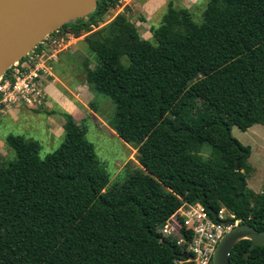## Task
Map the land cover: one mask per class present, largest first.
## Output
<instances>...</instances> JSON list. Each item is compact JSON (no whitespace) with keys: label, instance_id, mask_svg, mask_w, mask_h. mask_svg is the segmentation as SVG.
I'll use <instances>...</instances> for the list:
<instances>
[{"label":"trees","instance_id":"16d2710c","mask_svg":"<svg viewBox=\"0 0 264 264\" xmlns=\"http://www.w3.org/2000/svg\"><path fill=\"white\" fill-rule=\"evenodd\" d=\"M118 2L97 0L57 31L84 35L97 61L84 65L85 84L112 105L106 125L135 148L136 166L109 183L67 112L43 158L37 141L7 134L0 264H192L189 236L177 245L159 233L184 203L264 230V175L259 193L246 188L249 148L230 134L264 125V0H206L199 23L168 4L152 43L123 13L104 19ZM248 246L236 242L229 264H264V246L243 258Z\"/></svg>","mask_w":264,"mask_h":264},{"label":"rangeland","instance_id":"374dc122","mask_svg":"<svg viewBox=\"0 0 264 264\" xmlns=\"http://www.w3.org/2000/svg\"><path fill=\"white\" fill-rule=\"evenodd\" d=\"M169 1L166 3V6L171 4L174 8H181L179 0H177V4H175L176 0ZM205 3L206 0H192V4L189 5L188 10L195 23L201 21V13L205 7ZM122 4L123 1L119 0L117 6L114 9H110L104 16V19L109 21L118 14ZM165 10L160 14V18ZM158 23L154 24V27ZM92 30H95V28H92ZM83 36L73 40L69 34L57 31L52 36L45 38L41 44L43 50L49 55H54L52 57L54 61L48 63L52 69V78L49 80L48 77L47 81L53 83L57 90L76 105V117L74 121L84 129V138L91 145L95 159L107 175L108 182L116 183L129 169L136 166V151L134 147L123 143L107 127L106 121L112 111L110 102L91 93L85 84L84 65L92 68L96 66L97 61L93 54L84 48ZM51 41H55L53 46H50ZM149 42L152 43L150 38ZM82 48H84V51H82ZM19 109L34 113V116L38 120V128H24L23 126L26 123L21 126L20 124L12 123V121H6L0 129V142L2 143L0 144V164L14 160V154L5 147L3 141V135L5 134L19 135L26 139L37 141L40 145L39 158H43L46 154L54 151L62 141V134L52 137L54 135L49 136L46 133L45 114L52 113L59 118L57 127L54 126L53 128L55 134H58L56 130H58V126L60 125L62 119L60 114L63 111L57 105H52L51 108L43 106L36 110H28L22 107ZM4 112L5 110L1 108L0 114ZM230 134L241 145L249 148V156L246 162L250 167V172L246 178V188L254 193H259L263 186L264 175V125H253L244 132L232 126L230 127ZM208 152V149L204 148L202 156L206 157Z\"/></svg>","mask_w":264,"mask_h":264},{"label":"built area","instance_id":"2783aa9c","mask_svg":"<svg viewBox=\"0 0 264 264\" xmlns=\"http://www.w3.org/2000/svg\"><path fill=\"white\" fill-rule=\"evenodd\" d=\"M48 38V37H47ZM45 40V39H44ZM0 77V109L25 108L36 110L47 106L45 86L52 78L48 63L54 55L47 54L41 44ZM51 45L55 41H51ZM49 77V78H48ZM48 78V79H47ZM238 224L224 208L214 217L209 216L199 204H182L164 223L159 233L162 237L174 238L177 245L184 243L185 236L188 261L192 264H210L217 242L232 226Z\"/></svg>","mask_w":264,"mask_h":264},{"label":"water","instance_id":"95a60500","mask_svg":"<svg viewBox=\"0 0 264 264\" xmlns=\"http://www.w3.org/2000/svg\"><path fill=\"white\" fill-rule=\"evenodd\" d=\"M96 1L0 0V77L62 25L88 16ZM243 239L249 241L246 258L254 246H264V230L247 224L232 226L217 242L210 264H229L233 245Z\"/></svg>","mask_w":264,"mask_h":264},{"label":"crops","instance_id":"0c3cea01","mask_svg":"<svg viewBox=\"0 0 264 264\" xmlns=\"http://www.w3.org/2000/svg\"><path fill=\"white\" fill-rule=\"evenodd\" d=\"M122 1L123 4L118 13H123L126 16L129 22L132 23L133 26L136 28L139 36L144 40H149V38L151 37L149 33L150 28L154 27V24L160 21V14L166 9V3L170 2L169 0ZM175 4H177V0ZM190 4H192V0H179V5L181 6V8L188 9ZM171 6L173 7V5ZM152 21L153 23L151 24ZM71 39L74 40L76 38ZM84 48L87 50L85 45ZM84 48H82V51H84ZM45 91L48 96L46 108H51L52 105H57L63 112H67L68 114H70L73 119L76 117V105L67 97H65L59 90H57L53 83H48L45 86ZM4 110L5 112L3 114H0V129L6 121H12V123L20 124L21 126L26 123L25 126H23L24 128H38V120L34 116V113H31L30 111L21 110L19 108H6ZM45 115L47 135H54L52 137L60 136L62 134V119L60 125L58 126V130H56V133L58 134H55V130L53 128L54 126L57 127V122H59L58 116L52 113H47ZM6 135L7 134L3 136L5 137ZM0 144L2 143L0 142Z\"/></svg>","mask_w":264,"mask_h":264}]
</instances>
